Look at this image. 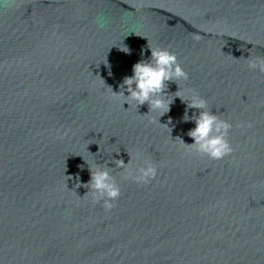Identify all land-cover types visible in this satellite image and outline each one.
<instances>
[{
	"label": "water",
	"instance_id": "1",
	"mask_svg": "<svg viewBox=\"0 0 264 264\" xmlns=\"http://www.w3.org/2000/svg\"><path fill=\"white\" fill-rule=\"evenodd\" d=\"M148 43L176 54L185 100L232 122L233 154L181 141L195 122L179 97L162 124L121 107L111 88ZM249 53L264 56V0H0V264H264V74ZM137 152L134 167L158 166L147 184L113 163ZM106 161L121 187L108 212L83 186Z\"/></svg>",
	"mask_w": 264,
	"mask_h": 264
},
{
	"label": "clouds",
	"instance_id": "2",
	"mask_svg": "<svg viewBox=\"0 0 264 264\" xmlns=\"http://www.w3.org/2000/svg\"><path fill=\"white\" fill-rule=\"evenodd\" d=\"M195 39H199V37H195ZM147 48L151 51L150 58L141 59L132 66V75L123 78L119 86L120 90L114 92L110 87L113 94L121 98V107L125 108V103L129 107L135 106L136 108L147 104L149 109L147 113L158 112L157 122L160 123L159 117L168 113L174 97H179L182 102H186L183 122H195V127L187 132L194 143L187 144L182 139L181 141L193 149L195 154L206 156L210 160H222L233 154L235 149L228 139L230 130L233 128L232 122L222 119L220 115L213 114L208 108L207 99L192 89L185 90L188 93V99L185 100L178 82L187 81L189 75L178 62L174 52L167 48L152 47L149 43ZM120 50L128 54L131 51L126 45ZM141 55H143V50ZM247 66L250 70H258L259 73L264 74V56H253L249 53ZM109 75H111V71H109ZM169 81L178 85V90L171 99L168 98L169 93L166 91ZM125 92L128 94L125 95ZM188 109L200 111L198 115L189 116ZM171 122V117H169L168 123L163 125L168 126ZM252 126V122L247 123L248 128ZM129 156L130 159L127 163L123 159H114L113 161L116 168L122 169L124 179L132 180L138 184H147L157 176L158 166L156 163L144 159L142 165L134 167V160L142 159V153L137 152L135 156L129 153ZM113 170L108 167V161L104 164H96L94 169L90 167V180L83 185L89 189L84 196L90 195L93 204H100L102 201L101 206L106 212L116 207V202L121 195V187L112 174ZM70 178L68 177V179ZM77 180H79L78 176ZM79 186L78 183L77 187Z\"/></svg>",
	"mask_w": 264,
	"mask_h": 264
}]
</instances>
